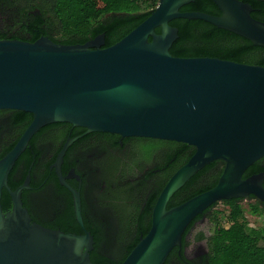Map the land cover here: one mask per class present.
I'll list each match as a JSON object with an SVG mask.
<instances>
[{"label": "water", "instance_id": "water-1", "mask_svg": "<svg viewBox=\"0 0 264 264\" xmlns=\"http://www.w3.org/2000/svg\"><path fill=\"white\" fill-rule=\"evenodd\" d=\"M194 0H158L135 28L103 47L100 33L83 44H61L47 36L33 42L0 39V109L32 115L12 148L0 158V264H92L94 238L86 229L77 189L65 181L61 164L68 137L52 164L73 196L82 233L64 232L31 219L22 201L30 172L12 189L8 176L33 135L43 126L66 122L85 133L108 132L186 143L189 159L158 194L150 228L120 264H164L195 217L210 206L253 194L264 203V171L243 178L264 156V66L217 57H176L174 18L201 19L264 46V21L242 0H212L220 14L181 11ZM159 27L160 32L155 29ZM214 160L223 162L216 184L167 208L172 195ZM68 177H80L73 170ZM11 208L3 211L2 190Z\"/></svg>", "mask_w": 264, "mask_h": 264}, {"label": "trees", "instance_id": "trees-1", "mask_svg": "<svg viewBox=\"0 0 264 264\" xmlns=\"http://www.w3.org/2000/svg\"><path fill=\"white\" fill-rule=\"evenodd\" d=\"M3 6L11 10L15 9L20 16L15 18V25L20 26L19 31L6 37V33L0 32V39H21L30 42L41 36H47L52 41L61 44H83L100 33L105 35V44L109 46L120 40L140 22H142L156 7L158 0H2ZM252 6L251 16L264 21V0H242ZM181 11H202L219 15L220 11L212 0H194L180 8ZM169 24L178 29V38L172 43L170 53L176 57H217L247 64L264 66V46L254 45L250 40L231 31L218 28L201 19L174 18ZM160 32V28L155 29ZM17 119L20 128L17 138L7 147L0 149V158L15 144L23 130L32 119V115L21 110H10ZM71 124L56 122L54 124ZM53 124V123H52ZM51 125V124H50ZM79 128L71 135L79 133ZM100 133V132H98ZM106 136L115 138L119 134L103 132ZM19 156L8 176V184L12 189L19 186L28 171L31 175L30 185H39L44 177L34 182L33 172L36 162L41 154L32 143ZM66 134L62 135L65 140ZM121 137V136H120ZM144 141L142 148L150 151L160 145H180L185 154L175 164L165 168L163 176L158 182L147 189V194L134 196L129 189L128 169L118 170L116 192L113 196L117 202L126 204L127 218L117 211L115 205L117 223L107 227L90 226L85 218L84 225L94 238V248L90 252L92 264H120L134 245L139 235H145L150 228L151 213L155 200L169 177L185 163L194 152V148L186 143L162 140L146 137H124L128 140ZM117 144V141H116ZM118 146V144H117ZM189 149V152H188ZM59 149L51 158L57 155ZM50 161V162H51ZM257 161V160H256ZM249 167V172H256L254 168L257 162ZM44 176L49 172L48 164H44ZM67 168V167H66ZM223 162L214 160L204 166L192 176L170 198L167 208L180 204L190 197L213 187L222 171ZM253 169V170H252ZM262 170V169H260ZM152 171L149 172V174ZM58 185L56 176H52ZM246 178V173L243 174ZM51 179V178H50ZM61 187L60 185H58ZM29 189L22 191V201L28 209L26 196ZM239 198L223 200L221 203L228 207L227 215L223 216L221 210H213L216 204L210 206L202 214L198 215L189 224L183 235L182 247H175L170 252L164 264H170L174 259L181 264H194L184 257L186 239L196 221L207 217L211 230L208 233L199 232L196 240L203 241L207 250V264H264V227L247 228L242 205ZM116 202V203H117ZM1 204L3 211L11 208L10 196L6 189L2 190ZM251 212L263 215V209L259 203H251ZM224 220L227 225H225ZM69 224L63 227H51L64 232L80 234L82 228L72 217ZM46 226V225H44ZM49 227V226H48ZM178 250L180 254H178ZM174 260V261H175ZM177 264V263H176ZM205 264V263H203Z\"/></svg>", "mask_w": 264, "mask_h": 264}, {"label": "flooded vegetation", "instance_id": "flooded-vegetation-1", "mask_svg": "<svg viewBox=\"0 0 264 264\" xmlns=\"http://www.w3.org/2000/svg\"><path fill=\"white\" fill-rule=\"evenodd\" d=\"M10 16L17 18L20 14L15 9L4 7L3 1L0 0V17H6L8 20ZM19 29L20 26L14 22L5 26L0 24V32L6 33V37L15 34ZM19 128L13 112L10 109H0V149L9 146L17 138ZM79 128L83 127L51 123L40 128L33 138L32 144L41 151L34 167V182L41 177L44 178L39 185H30L26 201L31 219L46 227H63L70 223V218L75 219L72 193L60 183L56 170L52 167L56 156L51 161L56 150H60L68 137L81 135L68 147L61 164V173L65 181L79 191L82 216L93 227H107L117 223L115 210L117 201L113 196L119 184L118 170L128 169L129 189H133L134 196H141L147 194V189L160 180L165 168L175 164L185 154L180 145L164 144L148 151L142 148L144 141L131 139L125 143L124 137L106 136L103 132L85 133V128L71 135ZM63 134H66L65 140L62 138ZM256 162L254 168L259 170L249 172L251 170L248 167L243 173H246V177L264 171V156ZM44 164H48L49 171L45 176ZM71 170L80 177V180L68 177ZM150 171L152 172L149 174ZM53 175L61 187L53 180ZM241 200L238 199L239 203ZM246 200L258 202L259 207L264 208V203L259 202L253 194H249ZM195 245L191 256L186 253L187 245L184 247V257L194 264H207L205 243L196 240ZM173 263L181 264L179 260Z\"/></svg>", "mask_w": 264, "mask_h": 264}, {"label": "rangeland", "instance_id": "rangeland-1", "mask_svg": "<svg viewBox=\"0 0 264 264\" xmlns=\"http://www.w3.org/2000/svg\"><path fill=\"white\" fill-rule=\"evenodd\" d=\"M13 16H10V19H6V17H0V24L7 25L9 23H13L15 20ZM253 203V201L242 199L240 201V204L243 207L244 216L247 222V228H261L264 227V214L262 216L256 215L251 212L250 204ZM115 205H117V211L122 215V217L127 218V206L124 202L118 201ZM213 210H221L225 218L228 212V207L218 202L217 205L213 207ZM225 225H227L226 221L224 220ZM211 230L209 220L207 217H204L202 220H199L190 230L189 234L187 235L186 243H187V250L186 253L188 256H191L192 252L195 250V244H196V237L199 234V232L208 233ZM174 261H172L170 264H174Z\"/></svg>", "mask_w": 264, "mask_h": 264}]
</instances>
